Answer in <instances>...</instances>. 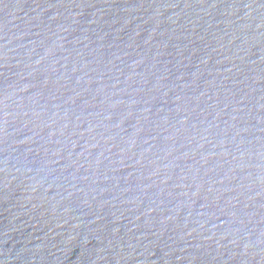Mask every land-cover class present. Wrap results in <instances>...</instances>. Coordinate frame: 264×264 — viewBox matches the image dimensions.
I'll return each instance as SVG.
<instances>
[{
	"label": "water",
	"instance_id": "water-1",
	"mask_svg": "<svg viewBox=\"0 0 264 264\" xmlns=\"http://www.w3.org/2000/svg\"><path fill=\"white\" fill-rule=\"evenodd\" d=\"M0 264H264V0H0Z\"/></svg>",
	"mask_w": 264,
	"mask_h": 264
}]
</instances>
